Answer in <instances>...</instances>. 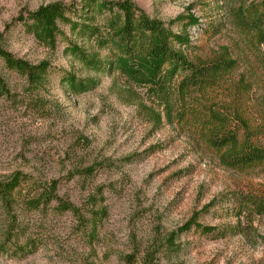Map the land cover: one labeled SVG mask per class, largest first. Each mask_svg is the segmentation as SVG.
<instances>
[{
	"label": "rangeland",
	"instance_id": "374dc122",
	"mask_svg": "<svg viewBox=\"0 0 264 264\" xmlns=\"http://www.w3.org/2000/svg\"><path fill=\"white\" fill-rule=\"evenodd\" d=\"M107 1H133L166 24L193 17L199 25L185 33L189 61L200 66L228 60L235 68L213 88L186 101L173 98L168 111V104L118 73L99 74L80 63L71 45L92 54L99 49L66 21L59 23L54 50L21 22L53 4L67 7V17L76 19L81 0H0L5 49L31 65L51 66L38 93L16 74L3 72L10 96L0 98V182L16 173L43 186L57 182L58 197L85 221L93 211H107L92 238L91 227L61 212L57 202L28 210L22 200L15 209L18 237L5 242L8 221L1 209L0 264H145L148 252L157 264H264V215L249 208L250 200L264 199V164L227 169L220 164L222 152L210 144L217 126L213 113L227 118L241 143L264 147V45L238 19L239 12L252 19L264 0ZM93 23L103 27L105 21ZM173 32L184 33L183 23ZM68 76L100 85L73 95ZM91 168V176L82 174ZM24 189L26 197L33 188L28 183ZM193 217L217 231L203 235L193 229L178 238V250L164 246ZM31 241L37 246L33 254L14 253Z\"/></svg>",
	"mask_w": 264,
	"mask_h": 264
},
{
	"label": "trees",
	"instance_id": "16d2710c",
	"mask_svg": "<svg viewBox=\"0 0 264 264\" xmlns=\"http://www.w3.org/2000/svg\"><path fill=\"white\" fill-rule=\"evenodd\" d=\"M80 8L74 9L76 19L68 18L69 9L61 4L41 7L36 12L29 13L22 18L26 31L45 47L56 48L57 37L60 34V22L70 24L71 31L81 39H88L98 47V53H88L71 45V54L90 70L103 73H118L127 83L137 89L146 90L152 96L161 99L169 105L173 98L187 100L196 94L217 86L224 74L235 68V63L228 60H219L196 66L189 61L186 51L191 49V42L185 34L189 29L199 25L193 17L178 18L166 24L151 19L133 3V1L111 3L107 0H81ZM78 12L82 17H78ZM238 19L244 23L264 45V5L252 19L243 17L239 12ZM84 15V16H83ZM86 15V17H85ZM84 23H78L76 20ZM103 18V27L95 25L93 21ZM86 23V24H85ZM183 23L184 33H174L173 27ZM107 52L106 57L101 56ZM0 98L10 96V89L4 73H13L23 79L30 91L40 92L48 82L50 64L42 62L31 65L17 59L8 52L0 39ZM68 90L73 95H82L94 91L100 85L95 79H77L68 76L65 79ZM168 115H170L168 113ZM213 122H216L210 144L222 152L220 164L230 170H242L255 165L264 164V147H257L248 140L240 142L239 134L232 131L227 118H219L212 113ZM247 129V128H245ZM94 170L88 169L82 174L91 176ZM23 174L16 173L8 180L0 182V210L7 215L8 225L2 230L5 242L16 239L20 227L16 225L15 209L23 200L28 210H39L42 205L49 206L52 202L58 203L61 212H72L81 223L86 222L91 227V237L94 238L99 222L107 211L100 209L93 211L91 218L85 217L73 205L63 201L57 195V182L45 186L36 182L27 181ZM30 183L32 190L25 192L26 184ZM34 186V187H33ZM38 190H42L38 194ZM95 201V199H94ZM249 208L258 215H264V199H252ZM96 208V205H94ZM14 212V215L12 214ZM13 217V218H12ZM195 230L203 235H211L217 230L205 227L193 217L183 227L167 237L164 246L169 250H178L176 241L184 233ZM35 242H26L14 250L15 254L26 256L33 254L37 246ZM155 255L148 252L145 264L155 263Z\"/></svg>",
	"mask_w": 264,
	"mask_h": 264
}]
</instances>
